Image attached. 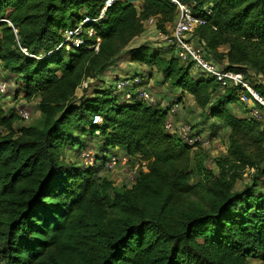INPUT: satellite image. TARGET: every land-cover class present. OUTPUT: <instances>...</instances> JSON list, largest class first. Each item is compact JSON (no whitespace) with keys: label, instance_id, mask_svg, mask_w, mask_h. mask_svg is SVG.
Returning a JSON list of instances; mask_svg holds the SVG:
<instances>
[{"label":"trees","instance_id":"1","mask_svg":"<svg viewBox=\"0 0 264 264\" xmlns=\"http://www.w3.org/2000/svg\"><path fill=\"white\" fill-rule=\"evenodd\" d=\"M178 1L196 15L211 6L205 26L193 34L209 58L218 64L223 58L227 70L264 83V0ZM103 3L0 0V20L9 22L0 23V71L20 79L15 94L37 100L40 113L37 124L17 131L20 118L0 105V264L264 262V193L254 188L264 178V124L233 114L237 105L247 113L238 103L239 88L221 93L219 84L164 47L144 45L128 52L131 64L155 71L176 95L167 108L137 100L135 88L122 105L115 88L78 108L71 102L144 32L146 21L155 19L162 32L176 21L171 0H117L100 21L84 26L94 33H84V45L42 58L63 42L64 30L96 19ZM96 40L98 49H89ZM221 48H227L223 57ZM131 77L143 81L144 74ZM185 96L202 120L214 119L228 131L226 155L215 160L218 172L197 164L200 181L194 184L191 164L199 153L164 128L168 108ZM94 116L102 126L93 125ZM86 128L99 133L100 152L120 149L145 163L129 188L62 161L63 150L79 145L74 132ZM248 171L251 185L236 191Z\"/></svg>","mask_w":264,"mask_h":264},{"label":"rangeland","instance_id":"2","mask_svg":"<svg viewBox=\"0 0 264 264\" xmlns=\"http://www.w3.org/2000/svg\"><path fill=\"white\" fill-rule=\"evenodd\" d=\"M175 21L165 27V31L162 32L156 28L157 21L153 20L152 24H143L144 32L142 36L138 38L137 41L134 40L131 45L129 44L125 48L119 57H117L111 66H109L104 72H102L99 77L94 81H89L83 84L76 92L75 97L71 101L72 104L78 108L81 104L88 103L94 98H101L103 93L106 91H113L115 85L120 79H132L135 72L144 74L143 88L146 89L153 98L155 104L160 108H167L171 104L172 96L169 88L165 85H161L158 80V75L153 71L150 74V70L146 67H138L131 64V59L128 55L131 48L140 47L144 45L154 46L155 49L162 51L159 48H163V43L160 40V35L163 36L171 35L174 30ZM191 38V37H190ZM227 53V48H221L219 50L220 56H225ZM220 65L223 67L227 66V62L221 58L218 59ZM150 75V78L148 77ZM249 82L256 86L257 90H262L264 93V83L260 78H254L252 73H249ZM0 81L7 84L6 93L0 95V105L6 112V114L15 112L19 108H23L28 113L29 117L27 120H19L15 125V130H19L22 127H30L38 123L40 120V113L37 110V100L26 101L23 99V94H15L18 87L17 83L20 85V79L17 77H11L9 73L0 71ZM116 99L119 104L122 105L123 95L114 92ZM104 97V96H103ZM177 98V97H176ZM216 100H213L215 102ZM179 111L171 118L174 124L188 126L192 130H197L201 134V138L205 142V145L200 147L198 156H194V160L191 164L192 178L191 183H196L200 181V177L196 174V165H201L204 170H212L217 173L218 170L215 166V160L222 158L226 155V150L228 148V131L222 128L219 123L215 125L214 119H209L204 121L201 118V110L197 108L196 104L191 97L185 96L179 103ZM237 117L243 118L246 116L245 108L240 106H232L230 108ZM103 119L98 121V126H102ZM264 124V123H263ZM83 134L74 132V138L79 142L78 146L74 149L66 148L61 153V159L67 164H72L76 168H81L83 170L92 169L94 171V176L98 180H106L111 183L115 188H129L138 177V174L142 171V163L137 159H129L125 156V151L116 149L110 151L100 152V138L97 135L92 136L86 128ZM100 136V135H99ZM118 160L116 165H112L109 161L110 158L114 157ZM253 173L248 171L243 172L242 178L237 181L235 185L236 191H241L246 187L251 185L250 176ZM264 178L260 179L257 183L255 190H262L264 193ZM251 264H264L261 257L252 258L250 260Z\"/></svg>","mask_w":264,"mask_h":264},{"label":"built area","instance_id":"3","mask_svg":"<svg viewBox=\"0 0 264 264\" xmlns=\"http://www.w3.org/2000/svg\"><path fill=\"white\" fill-rule=\"evenodd\" d=\"M117 0H104L103 6L96 19L84 18L72 29H66L62 32V40L55 50L48 53H42L43 57H48L64 47L66 50L71 48H79L84 45V33L88 37L93 36V31H85L84 26L89 23H97L103 17L107 9H109ZM177 7V19L174 25V30L171 35H160V40L163 47L174 54V56L183 64H191L195 72L202 74L207 78H211L220 86V92L223 93L228 88H239L237 92L238 103L246 106V119L264 123V96L253 87L249 80L237 72L227 70L222 65L218 64L213 59L209 58L201 44H198L193 39L194 32L206 24V18L211 16V6H204L199 14H194L191 7L180 3L178 0H171ZM153 20L149 19L146 24H152ZM9 24L7 20H0ZM145 24V23H144ZM191 37V38H190ZM99 40H96L94 46L89 49L97 50ZM143 81L139 78L120 79L115 85V90L123 95L125 101L132 99V88H135L137 100L143 101L149 105L156 106L151 94L146 91L143 86ZM7 84L0 81V95L6 93ZM179 103L174 102L168 108V119L164 124L165 130L173 135H176L191 148L192 152H198L200 147L205 145V142L195 131L188 126L176 125L171 118L179 111ZM17 116L21 120H27L29 115L22 107L17 111ZM101 120L100 116H94L93 125H98ZM112 165H116L117 159L114 157L109 159ZM142 169L145 171V163H142Z\"/></svg>","mask_w":264,"mask_h":264},{"label":"crops","instance_id":"4","mask_svg":"<svg viewBox=\"0 0 264 264\" xmlns=\"http://www.w3.org/2000/svg\"><path fill=\"white\" fill-rule=\"evenodd\" d=\"M141 36H142V35H140L139 37H141ZM139 37L135 38L134 40H135V41H137ZM134 40H132V42H131V43H133V42H134ZM131 43H130V45H131ZM146 46H148V45H146ZM138 47H139V46H138ZM135 48H137V47L131 48V50H132V49H135ZM174 96H176V95H174ZM3 110H4V109H3Z\"/></svg>","mask_w":264,"mask_h":264}]
</instances>
